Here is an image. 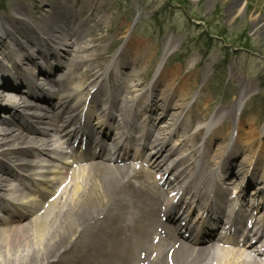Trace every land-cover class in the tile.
<instances>
[{
	"label": "bare ground",
	"instance_id": "6f19581e",
	"mask_svg": "<svg viewBox=\"0 0 264 264\" xmlns=\"http://www.w3.org/2000/svg\"><path fill=\"white\" fill-rule=\"evenodd\" d=\"M59 2L60 0H55L53 3L49 0H39L33 7H27L25 3H17L14 9L15 13L19 15L28 14L34 9L43 14L42 26L49 40L42 44L44 49L41 48L43 51L41 54L44 52L52 55L58 54L56 45L59 41H64L67 37L71 38L67 39V46L65 45L64 49L67 51L66 55L71 56L74 68L65 83L62 85L59 83L58 87H50L55 91L59 88L58 96L48 94L45 97L43 92L47 90V87L34 85L33 76L23 71L22 67H18L22 71L21 75L19 74V80L24 86L22 87L23 92L38 100L47 101L49 111L45 113L44 119L39 120L37 117L33 120L38 126L30 122L31 118L36 116H26L36 108L35 106L25 105L6 110V113L12 114L11 120L4 119L0 115V186H8L9 180L14 185L20 183V186L24 187L16 193L18 202L7 200V204L9 201L11 207L0 198V205L6 209L8 214L7 219L0 222V264H264V251L254 250L255 243L248 238H245L241 245L227 234L224 237H215L218 225L233 233L238 230L243 220L242 211L245 205L243 204L244 193H241L242 196L240 195L238 198L241 202L236 205L228 200L227 193L222 189L221 184L217 185L214 182L216 175L222 172L223 164L229 166L228 172H234L233 163L239 153L241 156L244 155L245 162L249 163L248 169L251 168L250 170L253 169L256 173L261 174L264 181V165L263 167L260 165L262 159L264 160V145L260 151H255L258 138H255L252 133L245 134V125L240 122V136L237 140L239 148L235 147L234 139H232L226 148L223 147L225 150L216 154V167L205 169L200 166L201 159L206 158L214 142L223 135V132H226L223 128V120L218 114L225 116L234 114V118L235 115L241 117L242 110L248 101V94L240 95L233 109L234 113H232L233 110H219L210 123L200 125L207 131V137L198 151L195 150V141L201 136L202 130L193 135L188 134L186 132L188 128L184 129L187 123L181 125L179 119L173 115L170 126L164 129L157 127V137L154 142L150 141L148 136L146 137L143 150L147 146H153L150 149L153 152L152 156L147 162H136L140 157L134 154L129 157L132 159V164L119 165L120 151L128 153L127 146L120 144L121 139L124 137L126 141L133 140L131 131L135 130V127L132 123L134 124V121L140 117L143 120L150 113L147 107H144L143 114L133 112V105L141 101L134 99L126 102V109L120 115L124 126L118 125L116 128L119 130L116 136L119 137L113 147V152L108 153L105 158H101L102 161L99 163L95 161L100 157L98 153L89 151L80 157L76 156L65 150L64 146L73 145L71 143L73 139L82 140L85 137L89 142V148H91V145L94 144L95 130L89 123L93 114L92 104L86 106L85 101L79 98L92 84L94 86L99 83L103 84L116 68L112 69L111 66H106L102 73H96L97 66L95 64L103 57L100 55L92 57L89 52L93 48L80 46L87 37L83 27L88 20L80 23L79 35L74 34L67 28L73 23L69 19L76 17L73 7H61ZM53 14H57L58 18L51 19ZM262 16L261 20L258 18L254 21V25L259 27V31L261 30L259 33L264 34V23L261 24L264 21V13ZM64 24L67 29L62 30ZM10 28L26 40L29 34L34 31L33 27L12 15L3 17L0 20V54L4 56H10L11 52L1 34L11 37L22 49L20 41L15 39ZM69 40H73V42L69 43ZM173 45L174 43H171L170 40L166 42L164 57L157 72L164 68L168 57L173 53ZM147 46L148 44L140 43L137 52H131L134 56L136 55L141 66L147 65L155 54L154 49H147ZM139 49L141 50L138 51ZM85 53L87 57L84 56ZM24 56L26 62L36 64V59L32 55L25 53ZM84 63L89 64L88 68L84 73L77 75L76 70ZM192 65L193 63H190L189 67ZM126 68L132 67L121 64V75H123L122 69ZM42 73L47 74L48 71L44 69ZM92 76L94 78L91 80ZM129 76H135V69L129 72ZM190 77V75L187 76L188 80ZM176 78V73L164 77L165 85L160 91L162 106L157 109V112H160V116L163 113L165 116L163 115L156 126L167 119L171 111H181L192 106L186 103L190 98L189 90H191L192 84L173 87ZM159 85V80L150 85L147 90L148 96L155 94ZM12 90L20 91V88L12 87ZM97 91L100 93L101 87H97L94 93ZM90 92L91 90L88 91V93ZM132 93L133 90L129 91V94ZM198 96L197 93L193 94L192 101L196 100ZM109 100L110 103L114 102L111 97ZM106 113L105 110L103 122L99 117L93 123L94 126L99 125L97 127L99 134L109 132L107 124L112 115L107 114L106 116ZM152 121V119L144 120V122L150 123ZM148 124L144 127L145 131L148 130ZM125 126L129 127L128 131L124 129ZM171 126L173 129L170 131ZM180 132L184 133L183 136L179 138L176 145L172 144V139ZM54 133L64 141V155L57 154L55 141L50 139ZM166 137H169L167 144L164 142ZM187 146L189 147L187 152L182 156L174 157L178 151H183ZM99 148L100 146L97 144V151ZM142 151L140 155H142ZM60 160L63 161V169H60V165H58ZM86 161L88 163L83 165ZM75 163L78 165L76 169L73 166ZM144 163H147L146 166L141 165ZM179 163H182L184 168L183 166L177 168ZM100 165L108 170V176L111 179L106 180L104 176L95 173V170L101 167ZM242 166L244 168V165ZM138 169L147 175L139 178V174L137 176L132 174ZM250 170L244 171L243 169V174L247 176ZM168 172H172V180L168 179ZM65 183L67 186L61 190ZM116 183L121 184V187H118ZM248 183L252 184V181L249 180ZM189 187H196L200 194H196L197 191L190 200L182 201ZM94 189L98 190L99 197L108 198L113 195V198L109 208L106 206L105 210H95L92 214L85 211L84 203ZM60 191L59 200L52 202V199L54 200ZM260 191H264V183L260 187ZM174 193H176L175 196ZM216 202H220V206ZM160 207L159 214L165 212L163 216H166L170 221L167 223L158 222L151 226L158 219L157 210ZM191 208H199L203 214L202 218L189 229L187 222L186 225L184 223L187 218L190 219L192 216V214L189 215ZM175 211L177 212L174 213ZM134 212L138 218L133 220V216L128 217V215ZM227 212L234 215V224L229 225L231 217L229 214H225ZM106 214L105 219L108 218V228L112 234L109 243L96 248L103 249L102 258L91 260L88 254L82 252L84 235L88 233L92 225H94L93 227L100 225ZM215 218L220 219V222H215ZM253 219L257 232L262 235L258 242H262L261 247L264 248V216H253ZM196 226H199L201 231L198 234L197 243H193L190 235ZM187 234H189L188 238ZM133 242L137 243L138 249L133 245ZM138 252L140 254L145 252V258L143 259L140 254L138 256ZM79 254L80 256H78Z\"/></svg>",
	"mask_w": 264,
	"mask_h": 264
},
{
	"label": "rangeland",
	"instance_id": "374dc122",
	"mask_svg": "<svg viewBox=\"0 0 264 264\" xmlns=\"http://www.w3.org/2000/svg\"><path fill=\"white\" fill-rule=\"evenodd\" d=\"M35 1L37 0H0V16L12 14L11 10L17 3H26L27 7H33ZM85 1L89 9L84 7L85 12H83L84 9H81L83 0H79V5L74 10L80 21L84 20L82 17L84 13L85 16L93 14L91 18L95 19L87 25V31L94 33L99 40L94 41L92 45L96 48L89 54L105 56L96 64L99 66L97 70L101 71L109 65L112 58L124 50L128 44H132L126 49L129 52H137L140 43L148 44L147 49L157 46L158 53L153 58L152 64L142 68V70L146 68L150 70L147 74L149 79L145 80L143 88H140L141 90L133 96V98H140L143 95L142 99H144L145 88L154 79L162 59L161 52L169 39L178 52L169 59L164 73L177 74L174 87L192 84L189 90L190 97L196 92L199 93L196 103L191 109L186 108L184 111V119L190 126L189 134H193L197 122H210L219 110H232L240 95L245 93L250 96L241 119L245 125V134L252 133L259 139L255 151L262 149V141L264 144V136H262L264 135V34L259 33L261 30L259 31V27L254 25V21L258 18L261 20L263 17L264 0ZM60 5L74 7V0H61ZM139 13L141 18L132 28ZM42 17V14L38 13L35 21L40 22ZM263 23L264 21L261 24ZM102 27L104 30L100 31ZM240 43H245L247 46L240 47ZM198 49L205 51L204 53L207 52L208 57L203 59ZM189 60L195 63L190 69L187 66ZM64 64L70 67L71 61L64 60ZM81 68L83 70L85 65ZM190 72L192 76L188 80L187 76ZM144 75L145 73L134 78V81L140 83ZM134 81L129 78L127 86L132 85ZM187 102H190V98ZM171 113L178 115L175 111ZM218 115L225 121L227 135L225 134V137L221 135L220 139L216 140L208 159L225 146L230 139V130L233 128L234 114ZM157 117L153 124L156 123ZM168 123L169 120L163 125ZM203 137H205V131ZM201 140L202 138H198L197 143ZM188 150L187 146L178 154ZM262 161L264 163V160ZM243 162L244 159L240 164L242 165ZM204 163L210 167L211 162L204 161ZM244 169L246 171L247 167ZM97 171L106 180L108 179V170L100 167ZM236 172L239 174V170ZM243 178L244 176L239 175L237 186L242 183ZM252 189L253 187H250L249 191ZM103 199L98 196V190L94 189L84 203L85 211L93 214L99 209L101 201H103L101 209L104 208L106 200ZM257 211L261 213V209L258 208ZM260 215H263V212ZM91 236L90 232L87 239Z\"/></svg>",
	"mask_w": 264,
	"mask_h": 264
}]
</instances>
